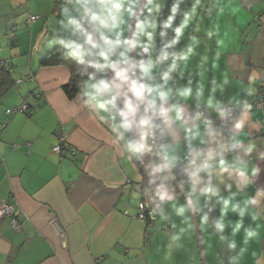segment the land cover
I'll list each match as a JSON object with an SVG mask.
<instances>
[{
  "label": "clouds",
  "instance_id": "1",
  "mask_svg": "<svg viewBox=\"0 0 264 264\" xmlns=\"http://www.w3.org/2000/svg\"><path fill=\"white\" fill-rule=\"evenodd\" d=\"M57 2L44 42L72 62L76 99L123 150L149 193L153 220L179 246L198 218L214 245L230 253L220 264H240L264 228V186L247 194L264 171V120L253 119L260 109L251 102L264 69L234 77L223 60L230 43L224 9L216 0ZM71 79L72 72L65 83ZM251 255L261 264L264 254Z\"/></svg>",
  "mask_w": 264,
  "mask_h": 264
},
{
  "label": "crops",
  "instance_id": "2",
  "mask_svg": "<svg viewBox=\"0 0 264 264\" xmlns=\"http://www.w3.org/2000/svg\"><path fill=\"white\" fill-rule=\"evenodd\" d=\"M45 2L53 8L43 10ZM17 4L28 15L10 13ZM216 4L224 9L220 22L230 38L223 60L234 77L242 75L241 69H245V79L251 70L264 69V19L256 23L264 14V0H216ZM57 11V0H0V59H7L11 75L21 80L0 99V200L16 204L20 225L14 229L7 218H0V264H202L194 223L187 226L177 246L166 224L137 219V204L147 200L149 193L138 187L136 172L123 150L111 144L106 127L76 96L70 98L64 92L70 69L62 64L39 65L52 48L43 37ZM29 15L39 18L28 25ZM23 21L29 30L21 28ZM210 22L205 18L203 26ZM186 43L187 35L178 48ZM202 50L201 45L198 51ZM212 75L210 70L209 79ZM185 82L186 78L180 81ZM217 98L224 97L217 94ZM23 102L37 103L38 109L29 115L6 114V109ZM257 118L261 110L255 111L253 119ZM60 134L67 140L63 155L52 151ZM257 186H264V171L247 194H253ZM85 189L90 190L87 196L81 195ZM218 214L217 208L211 217ZM172 219L179 224L180 218ZM230 219L235 220V215L230 214ZM52 220L64 236L56 234ZM245 223L252 222L245 217ZM198 224L206 264H220L221 258L226 261L230 253L215 246L199 220ZM240 238L238 234L236 239ZM253 251L264 254V228L240 264H254Z\"/></svg>",
  "mask_w": 264,
  "mask_h": 264
},
{
  "label": "built area",
  "instance_id": "3",
  "mask_svg": "<svg viewBox=\"0 0 264 264\" xmlns=\"http://www.w3.org/2000/svg\"><path fill=\"white\" fill-rule=\"evenodd\" d=\"M39 18L38 15H29L26 20L28 25H31ZM264 19V14L258 16L256 23H260ZM9 67V61L7 59H0V68ZM17 83L21 80H16ZM253 104H256L261 110V120H264V85H259V92L256 98H253ZM38 109V104L33 103L29 104L23 102L20 105L6 109L7 115H13L15 113H23L29 115ZM264 135V133H261ZM67 148V140L64 134H60L58 138V143L52 146V151L58 155H63ZM69 151L74 152L73 148H70ZM146 199H142L137 204V219L144 223H149L153 220L152 213L149 207L146 206ZM0 218H7L9 224L14 229H19L20 225L17 220V206L15 203L8 202L7 200H0ZM50 224L54 227L55 232L58 236H64L63 229L56 225L55 220H52Z\"/></svg>",
  "mask_w": 264,
  "mask_h": 264
},
{
  "label": "trees",
  "instance_id": "4",
  "mask_svg": "<svg viewBox=\"0 0 264 264\" xmlns=\"http://www.w3.org/2000/svg\"><path fill=\"white\" fill-rule=\"evenodd\" d=\"M66 65L70 72H72V79L69 80L65 85H63V90L68 97L73 98L76 96V75L74 73V68L72 62L52 50L47 51L40 59V66H50V65ZM16 81L11 75V68L9 67L0 68V99L3 95L15 85Z\"/></svg>",
  "mask_w": 264,
  "mask_h": 264
},
{
  "label": "rangeland",
  "instance_id": "5",
  "mask_svg": "<svg viewBox=\"0 0 264 264\" xmlns=\"http://www.w3.org/2000/svg\"><path fill=\"white\" fill-rule=\"evenodd\" d=\"M9 4L11 5L12 4V1L11 2L9 1ZM23 5H24V3L22 4V6ZM42 8H43V10H48V8H49V10H51L53 7L48 6L46 4V2H45V3H42ZM9 10H10V13H14V14H17V15L20 14V16H22V15H25L26 16V15H28V12H26V11H24L25 13L23 14V10H25L24 8H21V10H19L18 4L17 5H13ZM21 28H24V29H28L29 30V27L24 24V21L21 24Z\"/></svg>",
  "mask_w": 264,
  "mask_h": 264
},
{
  "label": "water",
  "instance_id": "6",
  "mask_svg": "<svg viewBox=\"0 0 264 264\" xmlns=\"http://www.w3.org/2000/svg\"><path fill=\"white\" fill-rule=\"evenodd\" d=\"M193 223H194L195 235H196V239H197V243H198V249H199V253H200L201 263L206 264L205 256H204V250H203V244H202V239H201V234H200V229H199V224H198V219L196 222H193Z\"/></svg>",
  "mask_w": 264,
  "mask_h": 264
},
{
  "label": "snow or ice",
  "instance_id": "7",
  "mask_svg": "<svg viewBox=\"0 0 264 264\" xmlns=\"http://www.w3.org/2000/svg\"><path fill=\"white\" fill-rule=\"evenodd\" d=\"M89 193H90V190H89V189H85V190H83V191L81 192V195H83V196H87V195H89Z\"/></svg>",
  "mask_w": 264,
  "mask_h": 264
}]
</instances>
